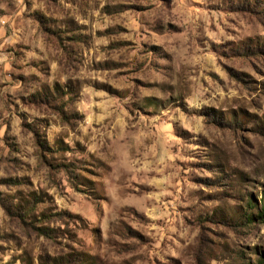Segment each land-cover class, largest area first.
<instances>
[{"label":"rangeland","instance_id":"obj_1","mask_svg":"<svg viewBox=\"0 0 264 264\" xmlns=\"http://www.w3.org/2000/svg\"><path fill=\"white\" fill-rule=\"evenodd\" d=\"M263 198L264 0H0V264L254 262Z\"/></svg>","mask_w":264,"mask_h":264},{"label":"trees","instance_id":"obj_2","mask_svg":"<svg viewBox=\"0 0 264 264\" xmlns=\"http://www.w3.org/2000/svg\"><path fill=\"white\" fill-rule=\"evenodd\" d=\"M36 143L40 148L44 147V144L41 141L38 133H36ZM65 169L68 173H71V168L66 167ZM26 206L27 208H23V209L21 208V206H19L18 208H16V210L12 212V214L18 216L23 223L28 224L29 222H27L26 219L30 211L32 210L31 208L33 205L30 203ZM254 209H255L254 212H249L246 215V222L247 223L258 222L264 224V198L262 199L260 204L254 206ZM37 230L41 231L44 234L47 233L46 228L44 227L37 228ZM62 264H82V263L79 261V257L76 255L74 257L67 256L66 259L62 261ZM196 264H206L200 252H198L196 255ZM245 264H264V253L259 254V256H257L256 259L254 260V262L249 260Z\"/></svg>","mask_w":264,"mask_h":264}]
</instances>
